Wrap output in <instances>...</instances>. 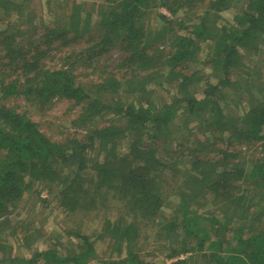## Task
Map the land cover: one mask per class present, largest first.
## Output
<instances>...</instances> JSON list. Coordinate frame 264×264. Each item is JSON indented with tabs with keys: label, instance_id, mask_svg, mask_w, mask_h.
Masks as SVG:
<instances>
[{
	"label": "trees",
	"instance_id": "16d2710c",
	"mask_svg": "<svg viewBox=\"0 0 264 264\" xmlns=\"http://www.w3.org/2000/svg\"><path fill=\"white\" fill-rule=\"evenodd\" d=\"M27 1L23 0L20 4L22 7L18 9L22 10ZM186 1H113L108 12L101 17L100 35L94 41L89 40L90 43L95 42L94 46L81 51L74 49L63 55V66L60 68L49 69L38 64L42 54L38 48L33 47L36 53H30L27 57L24 51L17 54L12 50L15 55L8 53V64L15 66L19 74L10 82L0 80L1 99L6 102L10 98L21 97L27 102L37 100L47 105L55 97H64L82 106V112L74 122L76 124L78 121L86 123L103 110L112 112L120 119L87 130L80 137L57 143L44 135L39 125L18 111L17 107L0 103V226L1 221L23 201L24 195L37 185L38 194L47 190L46 199L55 193L60 206L68 214L106 208L109 198L118 200L126 217L121 220L105 219L102 226L104 233L111 238V249H117L124 257L111 258L102 264H153L154 261L145 260L141 254L139 235L140 229L160 218L155 226L168 236L167 243L178 242L180 229L186 237L182 240L184 243L180 242L182 249L173 250L171 257L193 252L208 259L211 264H264V227L256 225L262 223L264 218V160H256L249 166L230 164L229 159L236 157V153L231 155L226 150L219 151L222 155L212 159L192 160L182 174L184 186L178 188L181 215L167 218L161 213L169 200L165 190V170L174 171L162 162L155 148L144 144L143 134L148 135L151 129L166 128L175 113L180 111L188 112L189 117L204 111L208 112V118L204 121L206 127L211 129L213 135L219 133L223 137L228 134L225 140L229 145L232 142L250 145L264 141V92L258 93L257 98H249L242 108L235 105L236 117L227 116L228 123L223 111V98L226 96L222 95L223 89H234L236 79H232L231 75L235 68L242 65L244 57L251 58L260 52L258 41L264 35V0H246L248 10L236 18L234 25L222 27L217 33L206 24L209 15L217 17V14L229 8L232 0H192L208 3L205 14L198 17L191 27L186 25V35L174 38L175 49L167 54L168 58L148 54L147 50L154 47L149 41L150 31L141 23L142 17L156 2L171 16L177 15L184 8L182 2ZM14 5L16 3L10 0H0V11L5 9L11 13ZM158 16L172 25L166 15ZM43 20L47 23V20ZM69 21L66 28L62 26L60 29L52 25L45 28L46 24L43 23L45 29L41 37L50 38L56 33L65 36L68 31L81 38L87 37L93 25L87 12H75ZM36 30L34 23V33ZM200 41L212 43L214 54L211 63L222 69L224 79L210 84L198 96L187 91L196 73L187 75L183 68H177L195 58ZM19 44L12 39L10 46ZM111 49H119L126 54L121 62L126 74L119 82L109 79L99 82L96 87L103 92L111 90L118 93L119 85H124L143 97L150 93L151 84L161 86L166 80L177 83L176 94L171 93L172 103L164 104L161 108H157L149 99L139 106L121 100L107 104L90 96L88 87L69 68V61L76 59V62H83L96 55L97 51ZM241 50L244 51L243 55ZM163 68L165 71L161 72ZM185 116L182 115V118L188 117ZM130 136L132 140L127 142L126 152L120 153L123 140ZM98 145L103 157L93 160L90 151ZM209 197L213 198L214 214L198 213L196 208L201 206L200 200ZM248 213L254 216L249 224L243 221ZM163 218L165 221L162 224ZM75 235L83 244L79 252L65 253L48 248L29 258L11 257L8 262L86 264L88 258L95 257L91 237L80 233ZM6 245L9 244L1 243L0 249L3 250ZM3 260L0 258V262ZM185 261L182 259L174 264Z\"/></svg>",
	"mask_w": 264,
	"mask_h": 264
},
{
	"label": "rangeland",
	"instance_id": "374dc122",
	"mask_svg": "<svg viewBox=\"0 0 264 264\" xmlns=\"http://www.w3.org/2000/svg\"><path fill=\"white\" fill-rule=\"evenodd\" d=\"M10 1L16 3V6L14 5L11 10L12 12L8 13L5 9L0 11V80L2 79L4 82L12 81L19 74V70L15 66L8 64V53L15 55L12 50H15L17 54L24 51L27 57L30 53L33 55L35 52L33 47L38 48L42 53L38 64L44 68L55 69L63 66V55L74 49L81 51L84 48L93 47L95 42H91L93 43L91 44L90 41L96 40V37L100 35L101 17L108 12L115 0H28L22 10H19L18 7H22L20 4L23 0ZM155 4L157 6L154 4L150 6L151 10L142 17L141 23L145 29L150 31L149 41H152V47H154L148 49L147 53L156 54L164 59L169 57L167 54L171 53L172 49H175L176 39L174 38L187 34L186 25L191 27L198 20V17H202L208 3L202 4L192 0L182 2L184 8L179 10V14L167 16L172 25L168 24L167 21L160 20L158 14H164L163 11L166 9L159 6L158 2ZM246 10H248L246 0H232L229 8L217 14V17L213 14L209 15V21L215 23L208 21L209 23L206 24L212 28L214 33H217L222 27L234 25L236 18L242 16ZM75 12H87L92 18L93 25L87 37L85 35L82 38L76 36L73 31H68L65 36H59L56 33L50 38L41 37L43 29L50 25L58 29L62 26L66 28L70 23L69 17ZM25 19H28L29 22H26ZM43 19L47 20V23ZM13 22L17 25H12ZM34 23L37 33L33 31ZM43 23L46 24L45 28L42 27ZM6 36L9 37L8 40L5 39ZM12 39L20 42L21 47L10 46ZM31 43H33L32 46ZM258 44L259 54L251 58L245 56L242 65L235 68L231 75L232 79H236L234 89L232 91L226 88L222 90V95L226 96L223 98L225 102L223 111L227 123L228 117H236L235 105L242 108L249 98L252 96L257 98L258 93L264 92V35ZM158 48L159 51L156 50ZM240 53L243 55L244 51L241 50ZM213 54L212 43L200 41L198 51L194 55L195 58L180 64L177 68H183L187 75L196 73L192 82L187 86L189 93L201 96L210 84H216L217 80L224 79L222 69L211 63ZM125 57L126 54L119 49L97 51L96 55L83 62H76V59H71L69 68L74 71L78 80L82 81L85 87H88L90 96L107 104L121 100L124 103H134L135 106H139L142 102L146 104V99H149L155 103L157 108H161L164 104L172 103L171 93L176 94L177 83L166 80L161 86H157L155 83L151 84L149 86L150 93L144 95L145 98L140 93L128 90L124 85H119L118 93H112L111 90L103 92L96 87L105 80L115 79L119 82L124 78L126 68L122 67L121 62ZM66 62L68 61L66 60ZM162 71H165V68ZM24 99L21 97L10 98L6 102L1 99L0 93V103L17 107L18 111L25 113L39 125V129L44 135L57 143H63L75 136L80 137L87 130L109 125L120 119L115 117L112 112L103 110L91 117L86 123L78 121L79 123L76 124L74 122L79 118L82 106L75 104L71 99L55 97L47 105H42L37 100L27 102ZM182 115L188 117L184 119ZM207 116L208 112L204 111L194 113L190 117L188 112L180 111L175 113L174 118L166 128L151 129L148 135L143 134L144 144L155 148L157 155L163 160L162 162L168 165V169L172 167L174 171L172 173V170H165L164 174L165 185H167L165 190L167 191L166 195H168L167 199H169L167 205H171V207H164L161 213L167 218L181 215L182 207L178 205L180 199L178 188L184 186L182 174L191 165L192 160L212 159L222 155L219 153L221 150H226L231 155L236 153V157L229 159L230 164L240 163V165L249 166L256 160H264V141L250 145L232 142L229 145L225 140L228 134L223 136L224 138L219 133L214 134V136L210 131L211 129L206 127L204 121L208 118ZM126 138L127 141L123 140L121 144L120 153L126 152L127 142L132 140V136ZM90 157L93 160L103 157L100 145L96 146L94 150L91 149ZM42 185L40 184V186ZM38 187L35 185L32 191L27 192L23 197V203L21 202L5 220L1 221L3 223L0 226V244L7 243L9 245L4 246L3 250L0 249V258L4 259L0 264H10L8 259L14 256L29 258L34 253L48 248H56L65 253L79 252L83 244L76 237V233L90 236L95 249V257L88 258L86 264H102L111 258L124 257L123 254L118 253L117 249H113V247L111 249V238L104 233V226H102L105 219L121 220L126 217L127 214L117 199L109 198L106 208L68 214L60 206L55 193H51L46 199L47 190L38 194ZM212 199L211 197L206 198L205 202L200 200L199 205L201 206L196 208L198 213L208 212L213 215L215 205ZM192 208L195 209V207ZM253 218L254 216L248 213L243 221L249 224ZM160 219L154 224L150 223L140 229L138 247L145 260L154 261L153 264H174L176 263L175 259L180 258V260L186 259L181 264H211L208 259L193 252L180 253L178 256L171 257L170 254L173 250L180 251L182 249L183 246L180 242H183L185 236L180 229L177 237L179 243L176 241L167 243L166 238L168 236L162 234V231L155 226L159 224ZM164 221L165 218H163L162 224ZM256 225L260 228L264 227V218L262 223Z\"/></svg>",
	"mask_w": 264,
	"mask_h": 264
},
{
	"label": "built area",
	"instance_id": "2783aa9c",
	"mask_svg": "<svg viewBox=\"0 0 264 264\" xmlns=\"http://www.w3.org/2000/svg\"><path fill=\"white\" fill-rule=\"evenodd\" d=\"M163 13H164L166 16H170V13H168L167 10H164ZM166 13H167V14H166ZM46 195H47V193H46ZM47 196H48V195H47ZM175 260H176V261H177V260H180V258H176Z\"/></svg>",
	"mask_w": 264,
	"mask_h": 264
}]
</instances>
